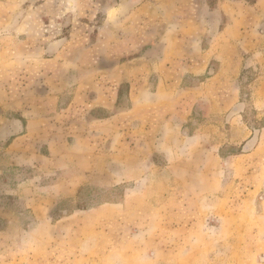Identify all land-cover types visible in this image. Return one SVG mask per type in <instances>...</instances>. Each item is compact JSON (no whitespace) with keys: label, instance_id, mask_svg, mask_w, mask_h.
I'll use <instances>...</instances> for the list:
<instances>
[{"label":"rangeland","instance_id":"374dc122","mask_svg":"<svg viewBox=\"0 0 264 264\" xmlns=\"http://www.w3.org/2000/svg\"><path fill=\"white\" fill-rule=\"evenodd\" d=\"M250 1L0 0V264H264Z\"/></svg>","mask_w":264,"mask_h":264},{"label":"crops","instance_id":"0c3cea01","mask_svg":"<svg viewBox=\"0 0 264 264\" xmlns=\"http://www.w3.org/2000/svg\"><path fill=\"white\" fill-rule=\"evenodd\" d=\"M127 1V0H126ZM261 2V0L258 2V3H260ZM232 5H234V6H238V5H241V6H243L242 4H240V3H237V2H232ZM257 5V4H256ZM245 8V7H244ZM224 9V8H223ZM223 11V13L226 15V17H227V22H226V24H225V26H224V28L221 30L222 32L223 31H234V32H239V31H241V27H239L238 26V24H237V22L238 21H240V19L241 18H239V12H237L236 10H228V9H224V10H222ZM218 30V29H217ZM252 30H254V29H252ZM214 34V33H213ZM215 35V34H214ZM213 35V36H214ZM239 44L240 45H245L246 44V41L245 40H240L239 41ZM226 45H234V42L233 41H228V44H226ZM243 57V56H242ZM242 57H241V61L242 60H244V59H242Z\"/></svg>","mask_w":264,"mask_h":264},{"label":"trees","instance_id":"16d2710c","mask_svg":"<svg viewBox=\"0 0 264 264\" xmlns=\"http://www.w3.org/2000/svg\"><path fill=\"white\" fill-rule=\"evenodd\" d=\"M254 2V0L253 1H250L249 3L251 4V3H253Z\"/></svg>","mask_w":264,"mask_h":264}]
</instances>
